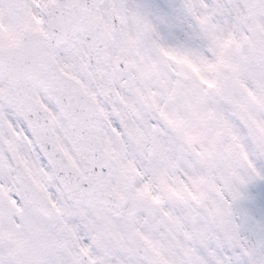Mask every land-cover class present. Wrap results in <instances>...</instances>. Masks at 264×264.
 <instances>
[{"label": "snow or ice", "instance_id": "6c2138e0", "mask_svg": "<svg viewBox=\"0 0 264 264\" xmlns=\"http://www.w3.org/2000/svg\"><path fill=\"white\" fill-rule=\"evenodd\" d=\"M0 264H264V0H0Z\"/></svg>", "mask_w": 264, "mask_h": 264}]
</instances>
